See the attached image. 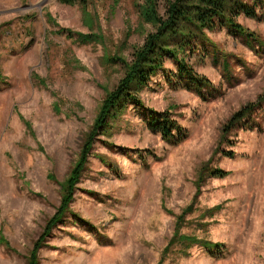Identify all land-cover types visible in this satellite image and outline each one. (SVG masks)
<instances>
[{
  "label": "rangeland",
  "instance_id": "374dc122",
  "mask_svg": "<svg viewBox=\"0 0 264 264\" xmlns=\"http://www.w3.org/2000/svg\"><path fill=\"white\" fill-rule=\"evenodd\" d=\"M169 1H158L162 17ZM239 1L258 19L240 15L242 33L205 31L186 58L213 98L173 88L167 59L102 135L108 97L157 32L145 1L0 0V264H264V107L222 144L232 116L264 93V0ZM151 111L186 138L164 141Z\"/></svg>",
  "mask_w": 264,
  "mask_h": 264
},
{
  "label": "trees",
  "instance_id": "16d2710c",
  "mask_svg": "<svg viewBox=\"0 0 264 264\" xmlns=\"http://www.w3.org/2000/svg\"><path fill=\"white\" fill-rule=\"evenodd\" d=\"M60 1L64 4L73 5L80 0ZM144 1L145 5L141 18L145 23L156 27L157 32L150 36L145 46L136 52L133 65L127 66V77L121 81L118 89L108 97L97 125L101 129L100 134L102 135L104 128L108 125L109 118L115 113L123 112L129 103L138 101L133 92L147 87L152 78L159 71L164 70L167 59L178 64V74L167 73L168 83L173 88L181 87L189 91L193 90L204 101L213 98L216 91L209 80L197 74L190 67L186 58H192L196 44L205 35V31H213L219 27H231L242 33L245 30L236 22L240 15L244 14L248 18L258 19L255 11L243 6L239 0H171L168 2L164 17L158 11L159 0ZM207 88L212 91L205 92ZM263 107L264 93L257 102L251 103L236 112L223 129L222 137L224 140H222V144L232 145L230 138L233 132L248 125L252 121L248 120L253 117L252 114L262 110ZM150 115L151 119L148 121V126L153 132L160 134L164 141L178 144L186 138V131L177 121L172 119L169 113L156 114L151 111ZM89 150L90 148H87L86 153ZM224 155L233 158L235 154L229 151ZM86 164L87 159L85 157L78 163L64 184L63 204L59 214L51 220V226L55 227L65 217L69 204L74 197L75 186L73 182L80 179ZM213 175L218 178L225 177L224 172L220 169L213 170ZM203 244L207 252L210 251L209 248L216 249V252L220 250L216 245Z\"/></svg>",
  "mask_w": 264,
  "mask_h": 264
},
{
  "label": "water",
  "instance_id": "95a60500",
  "mask_svg": "<svg viewBox=\"0 0 264 264\" xmlns=\"http://www.w3.org/2000/svg\"><path fill=\"white\" fill-rule=\"evenodd\" d=\"M44 1H46V0H44ZM44 3V2H43Z\"/></svg>",
  "mask_w": 264,
  "mask_h": 264
}]
</instances>
